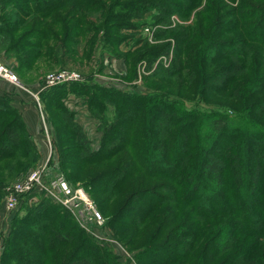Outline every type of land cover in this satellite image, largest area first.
Instances as JSON below:
<instances>
[{"label":"trees","instance_id":"trees-1","mask_svg":"<svg viewBox=\"0 0 264 264\" xmlns=\"http://www.w3.org/2000/svg\"><path fill=\"white\" fill-rule=\"evenodd\" d=\"M76 1H0V51L15 54L14 69H28L39 57L72 56L83 42L116 43L111 29H135L131 19L150 10L166 28L137 59L171 58L148 76L159 79V93L78 81L47 89L41 98L60 164L82 173L122 152L84 187L102 196L94 198L102 213L130 186V203L105 225L130 248L143 243L133 249L138 264H264V0ZM175 13L183 23L168 26ZM88 87L98 93L89 98L102 132L96 149L61 102L67 92ZM185 100L222 109L186 110ZM108 106L111 116L101 115ZM39 157L19 111L0 95V187ZM22 210L24 226L7 241L3 261L117 264L58 205L42 198Z\"/></svg>","mask_w":264,"mask_h":264},{"label":"rangeland","instance_id":"rangeland-1","mask_svg":"<svg viewBox=\"0 0 264 264\" xmlns=\"http://www.w3.org/2000/svg\"><path fill=\"white\" fill-rule=\"evenodd\" d=\"M1 1V0H0ZM109 0H103L105 4H107ZM73 2V1H70ZM76 4H81V1H76ZM104 13V12H103ZM101 14V13H100ZM156 14L155 10H150L146 13H144L140 18H132V23L134 22L136 24L135 29H111L110 33H112V36H114V39H116V43L113 42V40L109 41L107 44H99L98 42L95 45H89L80 43L75 46V49L72 52V56L69 55H59V60H53L50 58V62H48L46 58L39 57L37 61L28 69L24 70H16L14 69L13 65H16V58L15 54L13 53H5L0 51V57L4 59L5 63L12 66L13 70L17 74V76L20 78V81L23 84L31 86L32 84H39L42 82V79L44 75H46L49 72H53L55 70L59 69H73L78 71L81 74V79L76 80L78 82H83L86 84H101L106 87H114L120 90H129V92H135L138 94H144V95H150L154 92H162L163 90L159 88V85H162L157 79V77H148L152 72L154 73L158 69V64H162L164 67L168 63V61L171 58V54H169V57H162L161 55L155 59H153L152 63L149 62L146 57L145 58H138L137 55L142 52L144 49L151 48L155 46V44L159 43V39L155 37V33L161 29L166 28V25L164 22H158L156 23L154 16ZM97 18L100 17V15L96 16ZM170 25L168 26H174L175 24L183 23L182 17H180L179 14L175 13V15L170 16ZM98 36V35H97ZM138 39H143L145 41L137 44ZM76 50V51H75ZM55 61V62H54ZM122 62L124 64L123 69L118 71V67L115 65L112 66V63H118ZM71 81V82H76ZM61 84V83H60ZM58 85V84H57ZM53 87V86H52ZM51 88V87H50ZM48 88V89H50ZM29 90V89H28ZM37 90V89H36ZM76 89L74 92L69 91L67 92L62 98L61 102L63 105L70 111H72L69 107V102L73 106L77 105H84L86 108V112L88 114L89 118H92V121H84L83 124H80L77 121L76 113L74 111V119L75 121L82 126V131L86 134L87 139L89 140V145L91 149H96L100 145V139L102 132L98 130L100 128V119L97 117H92L89 110V98L91 97V94H95V96L98 95L97 92L92 91V89L85 88L83 90ZM46 91V90H45ZM44 90H41L39 92V101L36 100V106L39 110V114L41 119L43 118V121L46 122V125L49 129V132L52 136V143L48 144V153L49 150H52V156L54 157L53 163L50 165L49 172L52 174H58L61 173L63 176L68 180V182L74 186H84V182H86L90 174H94L95 172L105 169L107 167H110L114 163V159L119 157L122 152H119L114 159L111 160V162H94L93 164H90L82 173H78L73 169V167H68L66 165L60 164V154L58 152V148L56 145V139H55V133L54 130H50V123L48 121V114L45 111L44 102L41 98V95L45 92ZM94 92V93H93ZM172 100H175L174 98L170 97ZM183 106L186 110L194 109L195 107L199 108L203 111H210L211 109H222L221 107H215L212 102L211 103H200L199 101H182ZM50 110V109H49ZM54 110H51L48 112L49 115L53 114L55 115ZM112 107L108 106L105 111H100V114L103 116H111ZM80 122H82L79 119ZM205 122H203L204 125ZM64 126V125H61ZM85 129V130H84ZM96 131L97 135L96 138L93 137V132ZM40 133L43 138L44 135L42 133L41 125H40ZM45 140V139H44ZM46 141V140H45ZM25 159H20V162L24 161ZM40 161V157L38 160L32 161L31 164L28 166L20 169L15 175L9 176L4 180L3 185L0 187V218L3 217L4 211L1 207L2 197L4 194L5 189L12 184L13 182L20 180L30 169L34 168L36 165H38ZM92 187V185H89ZM86 188L89 192V189L92 190V188ZM130 191V186H125L120 189V192L118 193L117 197H115L111 203L105 208V210H102V215L107 221L108 215L116 210L119 206H121L126 199V195ZM94 199H98V202L101 200V197L96 193H90ZM96 202V201H95ZM130 202H126L123 206H127ZM37 203H34L30 206H35ZM100 205V204H99ZM100 207V206H99ZM104 207V205H103ZM131 207V206H130ZM26 210V209H25ZM25 210H19L12 215L11 222L9 223L8 227L6 229L0 228V264H11V261H13V257H8L3 261V253L5 250V245L8 240L15 234V232L18 230V228L24 226L20 222V218H24L25 216ZM3 212V214H2ZM1 223V220H0ZM38 222H36L37 224ZM1 226V225H0ZM29 228V227H27ZM83 231L88 234L92 240H94L99 245L105 246L109 248L113 254V256L116 258L117 264H138L135 261L133 249L136 247H143V243L140 241H137L138 244L134 245V248L128 247V245H125L124 242L122 243L121 238L116 237L114 232V229L111 228L112 231V237L113 240L118 244L116 245L110 240H101V238H97L93 235H90L88 231ZM127 233V232H126ZM6 234V235H5ZM13 234V235H12ZM19 237V235H18ZM17 237V238H18ZM13 238V237H12ZM11 238V240H12ZM17 238H15L14 243H17ZM19 240V238H18ZM121 240V241H120ZM120 248V249H119ZM6 251V250H5ZM10 251L17 252L20 250L16 246H11ZM33 255H36L33 253ZM32 259H27L33 260ZM27 261V263H28ZM35 263V262H34Z\"/></svg>","mask_w":264,"mask_h":264},{"label":"built area","instance_id":"built-area-1","mask_svg":"<svg viewBox=\"0 0 264 264\" xmlns=\"http://www.w3.org/2000/svg\"><path fill=\"white\" fill-rule=\"evenodd\" d=\"M80 79L81 74L76 70H55L44 75L42 82L38 84L37 90L32 92V95L35 101H39L41 90L45 91L57 84ZM0 81L24 88V84L12 66L5 63L1 57ZM41 129L44 139L48 144H51L52 136L43 118L41 119ZM53 161L52 150H49L45 162L30 169L20 180L13 182L5 189L1 202L4 214L2 212L0 228L6 229L11 222L12 215L19 210L21 211L25 205L30 206L44 198L61 207L81 229L88 231L90 235L101 238V240H110L118 245L113 240L112 231L105 225V218L88 190L84 186L70 184L61 173H50V165Z\"/></svg>","mask_w":264,"mask_h":264},{"label":"crops","instance_id":"crops-1","mask_svg":"<svg viewBox=\"0 0 264 264\" xmlns=\"http://www.w3.org/2000/svg\"><path fill=\"white\" fill-rule=\"evenodd\" d=\"M118 67V71L123 69L124 64L122 62L112 63V66ZM38 87L37 84H32L31 86L24 84V88L17 87L13 84L5 83L0 81V95H4L10 99L11 104L19 111L27 131L30 133L35 145L40 154V161L38 164L45 162L48 158V146L44 138L40 133L41 117L39 110L36 106V101L32 95V92L36 91ZM29 89V90H28ZM69 102L70 109L76 113L77 121L80 124H83L84 121H92V118L88 117L86 108L84 105H71ZM79 119L82 121L80 122ZM51 127V126H50ZM52 131V127L50 128ZM85 130V129H84ZM53 132V131H52ZM93 137L96 138L97 132H93Z\"/></svg>","mask_w":264,"mask_h":264}]
</instances>
